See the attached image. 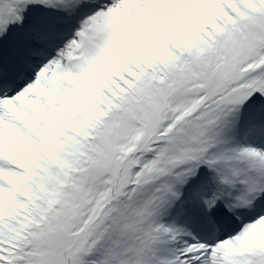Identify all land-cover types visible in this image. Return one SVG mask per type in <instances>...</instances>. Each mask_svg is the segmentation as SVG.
<instances>
[{"label": "snow or ice", "instance_id": "snow-or-ice-1", "mask_svg": "<svg viewBox=\"0 0 264 264\" xmlns=\"http://www.w3.org/2000/svg\"><path fill=\"white\" fill-rule=\"evenodd\" d=\"M0 264H264V0H0Z\"/></svg>", "mask_w": 264, "mask_h": 264}]
</instances>
